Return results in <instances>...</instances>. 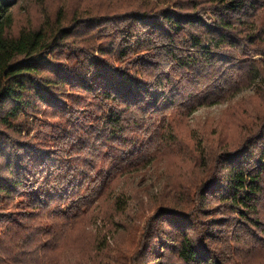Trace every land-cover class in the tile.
<instances>
[{
    "label": "trees",
    "instance_id": "trees-1",
    "mask_svg": "<svg viewBox=\"0 0 264 264\" xmlns=\"http://www.w3.org/2000/svg\"><path fill=\"white\" fill-rule=\"evenodd\" d=\"M258 78L264 0H0V264H264V113L201 157L167 118ZM161 146L179 174L110 246L96 202Z\"/></svg>",
    "mask_w": 264,
    "mask_h": 264
},
{
    "label": "rangeland",
    "instance_id": "rangeland-1",
    "mask_svg": "<svg viewBox=\"0 0 264 264\" xmlns=\"http://www.w3.org/2000/svg\"><path fill=\"white\" fill-rule=\"evenodd\" d=\"M260 57L255 56L254 58ZM260 84L261 79L258 78L251 86L241 89L225 101L211 105L196 106L191 113L185 116H182L183 113L180 110L174 108L167 113V118L169 121L174 119L175 123L173 124L178 122L174 128L175 130L178 129V138L189 142L190 149L195 145V149H199L196 155L201 157L206 149L205 147H207L206 144H209L208 138L217 139L218 133L226 131V134H228V131H232L229 137L238 139L241 135V129L238 124L242 120L253 119L257 115L264 113V103H262L259 93ZM158 154H160L159 158L150 160L139 170L117 178L115 186L112 188L113 190L109 191V199L105 200V202L104 199H99L96 202L95 206L107 204L109 208L117 199H120L123 206L126 207L125 212L117 213L119 215L114 220L105 221L102 217H98L96 220L94 218L91 219L93 221L90 229L94 233L102 231L101 235L105 236V240L110 246H115L117 241H130V235L132 234L131 225L135 224L133 217L135 212L142 210H139L141 202L145 203L147 211H141L139 217L146 220L148 216H151L157 210L153 207H148L150 204L149 198L159 195L164 186H171L173 184L172 180L179 174L174 168L169 167L170 163L175 164L177 153L170 154L168 149L163 151L161 146L154 155ZM188 189L189 186H184L182 190L180 189L177 192V196L181 194L187 197ZM105 209H102L103 215ZM178 210L176 209L175 212ZM145 220L143 222L137 221V223H142V226ZM124 246L127 247L128 245ZM75 257L77 256L74 255L73 258Z\"/></svg>",
    "mask_w": 264,
    "mask_h": 264
}]
</instances>
